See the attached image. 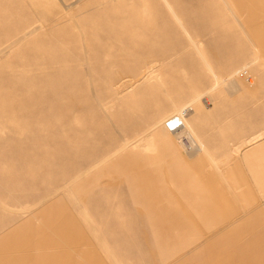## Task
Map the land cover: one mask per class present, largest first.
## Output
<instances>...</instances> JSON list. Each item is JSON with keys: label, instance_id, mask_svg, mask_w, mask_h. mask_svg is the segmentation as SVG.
<instances>
[{"label": "rangeland", "instance_id": "1", "mask_svg": "<svg viewBox=\"0 0 264 264\" xmlns=\"http://www.w3.org/2000/svg\"><path fill=\"white\" fill-rule=\"evenodd\" d=\"M170 1L0 0V264H264V0ZM128 6L173 19L92 83L75 21Z\"/></svg>", "mask_w": 264, "mask_h": 264}, {"label": "bare ground", "instance_id": "2", "mask_svg": "<svg viewBox=\"0 0 264 264\" xmlns=\"http://www.w3.org/2000/svg\"><path fill=\"white\" fill-rule=\"evenodd\" d=\"M166 2L168 4V7H170L171 9L172 8L178 9L179 12L178 13L176 12L175 13L176 15H174V16L180 20L181 19V17H180L181 16V10H179V8L176 5H173V3L170 0H166ZM111 8L112 7L105 8L102 11L101 16L99 14H97L96 17H101V20L99 21L100 26H95V24L93 22L90 23L86 19H84L83 21H75L76 25L74 26V28L78 33L77 35L82 40L81 41V49L83 52V59L86 62L87 67L90 69L89 77H90V81L92 83L98 82L100 77L106 74L105 70H99V72H97L96 71V67H97L96 65L101 60H105L107 58V55H111L112 58L110 59V61H115L114 58L116 57V55L127 54V52L131 49L130 48L131 44L132 45L138 44L136 48L141 47L143 43L145 44L144 39L146 37H148V36H146V34H147L146 31H147V27L151 23H155L154 25L162 24L163 22L172 21V19H173L171 16L166 14V12H165L166 7L165 6H163V9L152 8L151 14H148L146 16L136 15V14L134 15V13L132 14L130 12L129 6L125 7V8H121L120 13H114V11L111 10ZM173 12H175V11L173 10ZM55 16H52L49 19H55ZM37 19L38 18H36V17L33 18L31 15L26 17V18L24 17L18 22L17 21L15 23L12 22L13 24L11 23L10 28L5 33L0 32V42L1 41H4V42L5 41H11L12 39H14L13 42H10L9 44L5 45L2 48L0 47V53H2L6 48L10 47L12 44L24 39L27 36L34 34L36 31H38L39 27H33L32 28L34 22ZM39 21H45V19L43 17L39 16ZM179 24L181 25V23H179ZM181 26H183V25H181ZM42 37H44V36H42ZM44 38H47V37L45 36ZM123 39H124V41L125 40L127 41L126 45H124L123 47H120V48H118V47L117 48H111L110 47L111 43L119 41V40L123 41ZM1 43H3V42H1ZM52 47H53L52 43L51 44H48L47 42H43L42 44L38 43L36 50H37V54L39 56V59L44 58V56L52 50ZM76 51H77V53H79L78 49ZM80 57H81V54H80ZM38 63H40V62H38ZM134 63H136V62H134ZM72 83L73 82H70L67 85V87L69 88ZM56 94H58V95H54V93H53L51 96V99H53L54 97H59L61 95V93H58V92H56ZM203 95L200 96V99H202ZM196 101H197V98L194 99L191 103H195ZM185 123L186 124L188 123L186 119H185ZM97 158H99V157H97ZM97 158H95V159H97ZM92 161H93V159L89 160L88 162L90 163ZM59 228L63 229V227L61 225H59ZM39 232H41L40 229L34 231V233H39ZM161 234H166V233H161ZM65 240H66V243L67 242L68 243L73 242L72 238H65ZM163 240H164V238L161 237L160 241L163 242ZM126 241H125L126 245L131 244L130 240H128L127 242ZM123 243H124V241H123ZM55 245H57V242H55V241H41V242H35V243L29 242V243L24 244L21 247V249H22L21 251L30 252L29 254L26 255L27 259H30L29 261H33L34 264H38L41 262V260L49 259V258L51 259V256L49 255V253L39 252V253L33 254V252L45 250V248H47V246L52 247ZM171 260H172V257L170 255H165V258L162 260V264H169ZM151 264H154V263H151Z\"/></svg>", "mask_w": 264, "mask_h": 264}, {"label": "crops", "instance_id": "3", "mask_svg": "<svg viewBox=\"0 0 264 264\" xmlns=\"http://www.w3.org/2000/svg\"><path fill=\"white\" fill-rule=\"evenodd\" d=\"M262 144L264 145V137H263V139L261 141L257 142L254 146H256V145H262ZM254 146H251L250 148H252ZM250 148H248V149H250ZM259 158H263L264 159V154H262ZM257 168L258 169H255L257 178H259V179L262 178L264 180V166H257Z\"/></svg>", "mask_w": 264, "mask_h": 264}]
</instances>
